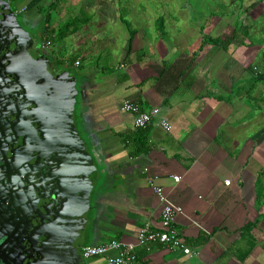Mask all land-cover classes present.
I'll return each instance as SVG.
<instances>
[{
  "label": "crops",
  "instance_id": "obj_1",
  "mask_svg": "<svg viewBox=\"0 0 264 264\" xmlns=\"http://www.w3.org/2000/svg\"><path fill=\"white\" fill-rule=\"evenodd\" d=\"M56 1L24 0L14 9L37 28L45 52L79 79V129L104 171L85 246L135 243L146 225L158 231L155 184L183 209L175 228L195 255L152 244L137 248V264H264V116L254 97L261 87L253 86L251 96L242 85L251 67L231 49L198 54L196 22L165 19L168 7L149 21L142 6L115 5V12L127 13L121 16L83 0ZM124 100L159 108L172 131L159 119L136 129L133 116L120 111ZM141 138L146 148L138 150ZM259 220L252 240L242 238L243 228ZM84 263L107 264L104 258Z\"/></svg>",
  "mask_w": 264,
  "mask_h": 264
},
{
  "label": "water",
  "instance_id": "obj_2",
  "mask_svg": "<svg viewBox=\"0 0 264 264\" xmlns=\"http://www.w3.org/2000/svg\"><path fill=\"white\" fill-rule=\"evenodd\" d=\"M7 38L18 53L7 55L12 65L0 62V264H17L21 231L29 230L38 248L36 264H85L88 214L104 171L79 130V79L23 27L11 1L0 0V43ZM11 128L15 133L30 129L37 136V181H30L10 153ZM36 202L38 224L30 228Z\"/></svg>",
  "mask_w": 264,
  "mask_h": 264
},
{
  "label": "rangeland",
  "instance_id": "obj_3",
  "mask_svg": "<svg viewBox=\"0 0 264 264\" xmlns=\"http://www.w3.org/2000/svg\"><path fill=\"white\" fill-rule=\"evenodd\" d=\"M200 1L202 4H200ZM256 0H245V7H251L250 12L246 15H243L241 20L246 26H251L254 28L255 33L259 34V37L262 36L260 33L264 28V3H255ZM85 4H98L105 11L103 14H109L110 12L113 15H121L125 16L127 13L121 10L119 12H115L116 8L115 5L122 6L123 4H131L133 7L142 6V8L147 9V13L149 14V21H152L157 18L160 14L156 12L159 10L160 6H164L165 9L168 7V12L162 13V16L165 19L171 20L176 19L178 21H191V19L196 22V25L192 24L193 27L197 28L199 31L198 25L207 24V32L211 34V36H226L230 34L232 31V27L236 21L237 14L239 13L240 9V1L239 0H210V2L206 0H83ZM201 5V6H200ZM107 7V8H106ZM111 7V8H108ZM110 10V12H106ZM223 12L222 16H219L218 13ZM153 15V16H151ZM161 16V14H160ZM194 18H197L196 20ZM20 22L23 24V27L30 31L32 34H38L37 28H34L32 25H25L22 21V17L20 16ZM138 21V20H135ZM131 22L132 26H137L134 23V17L131 14ZM191 25V23H190ZM195 30V34L193 35L198 36V32ZM192 35V33H191ZM200 37V36H199ZM196 43H194L195 45ZM251 47V46H248ZM233 53V57H238L242 59L249 68L247 75L250 79H253L254 73H264V54L262 55V48L258 47H251L245 48L241 46L233 45L231 47ZM242 51V52H240ZM238 52V53H237ZM253 68V69H252ZM253 70V72L250 71ZM244 68L241 69V73L243 72ZM244 74V73H243ZM247 81V84L244 85L245 89L247 85L249 86V94L253 95V88L250 87L251 80ZM258 90H256L254 97L256 96V102L259 105V109H257L258 115L261 113L264 116V87L262 84H259ZM235 92H238L235 90ZM261 109V110H260ZM77 112V116H78ZM257 115V116H258ZM262 124L264 126V117H262ZM78 122L79 118L77 117ZM80 124V122H79ZM263 179H264V172H263Z\"/></svg>",
  "mask_w": 264,
  "mask_h": 264
},
{
  "label": "built area",
  "instance_id": "obj_4",
  "mask_svg": "<svg viewBox=\"0 0 264 264\" xmlns=\"http://www.w3.org/2000/svg\"><path fill=\"white\" fill-rule=\"evenodd\" d=\"M46 48L47 46H44ZM77 61L75 66H79ZM122 113L130 114L134 119L136 129H147L158 120L159 125L166 132L172 131V126L167 119L160 117L159 108L143 110L138 103L131 100H124L120 106ZM179 182V177H174ZM154 194L161 205V221L158 231L152 230L148 225L141 228L135 243H124L111 241L98 246H84L82 257L84 260L92 258H104L107 264H137L138 257L136 250L139 247H149L152 244H161L172 250H180L187 257H193L195 253L185 246L179 232L175 228L176 216L183 213V209L172 203L161 186L152 185Z\"/></svg>",
  "mask_w": 264,
  "mask_h": 264
},
{
  "label": "flooded vegetation",
  "instance_id": "obj_5",
  "mask_svg": "<svg viewBox=\"0 0 264 264\" xmlns=\"http://www.w3.org/2000/svg\"><path fill=\"white\" fill-rule=\"evenodd\" d=\"M12 3V2H11ZM14 5V4H13ZM15 9H17L16 6H14ZM18 18L20 19V14H18ZM22 24V23H21ZM23 25V24H22ZM28 31V30H27ZM30 32V31H29ZM2 41V39H0ZM4 40V44L0 43L1 51H0V62H6L13 64L11 60L7 59V55L11 54L14 57L17 55L18 52L15 51V49H12V41ZM13 45V44H12ZM10 49V50H9ZM45 50V49H44ZM12 58V57H11ZM12 81V80H11ZM11 84V82H10ZM12 85V84H11ZM18 99H13V102H17ZM22 120L17 117L16 122L17 124H21ZM12 138L13 141L10 143V153L12 156L16 158L18 161L19 166H21V169L27 173V177L31 180L37 181V168H38V148L39 145L37 144V136L32 132V130H20V132L15 133L12 128ZM45 176L43 177V179ZM33 181V182H34ZM48 182L44 181V190L42 191V195L46 196L49 193V188L47 187ZM46 186V187H45ZM37 203V202H36ZM34 204V211L30 213L29 218V227L34 228L38 224V218H36V213L39 212V203ZM42 209V208H41ZM45 212V211H44ZM35 215V216H34ZM20 236V243L18 244V260L17 264H36L35 263V257L38 252V248L33 245L32 242L35 240V236L32 235L31 230L29 231H21Z\"/></svg>",
  "mask_w": 264,
  "mask_h": 264
},
{
  "label": "trees",
  "instance_id": "obj_6",
  "mask_svg": "<svg viewBox=\"0 0 264 264\" xmlns=\"http://www.w3.org/2000/svg\"><path fill=\"white\" fill-rule=\"evenodd\" d=\"M9 1H11L12 4H14V6H17L18 4H20L24 0H9ZM206 1L210 2V0H206ZM239 1L241 4L240 9H239V13L237 14L236 21L232 27V31L230 32V34L223 36V37L222 36H211V34H209L207 32V24L206 23L199 25L200 46H199L198 54L199 53L201 54L202 52H204L209 47H216L218 49H221L223 52H228L233 45L243 46L245 48L246 47L247 48H251V47L262 48V50H261L262 55L264 54V28L262 29V31L260 33L262 36L259 37V34L255 33V30L253 27L246 26L243 23V21L241 20L242 16L249 13L251 7H253V6L245 7V5H244L245 0H239ZM56 2H58V0ZM255 3H264V0H256ZM200 4H202L201 1H200ZM218 15L222 16L223 12L218 13ZM194 19L196 20L197 18H194ZM163 25H164V18L160 17L159 18V29L162 32H164L163 31L164 30ZM248 46H251V47H248ZM252 69H250L251 72H253ZM251 84H252V85H250L251 87L258 86L259 84H262L264 87V73H258V74L254 73L253 79L251 80ZM220 100H222V99H220ZM80 132L83 133L82 130H80ZM145 141H146V138L140 139V141H139L140 146L137 148L138 150L146 148ZM259 222H260V220L256 221L255 223L247 224L242 230V238L252 240L251 232L256 228V226ZM251 246H252V244H250V247ZM249 254H250V251L247 252V254L245 255V258L247 256H249Z\"/></svg>",
  "mask_w": 264,
  "mask_h": 264
}]
</instances>
